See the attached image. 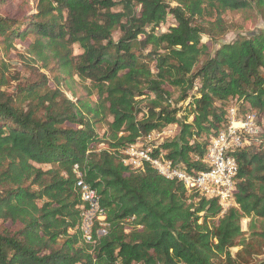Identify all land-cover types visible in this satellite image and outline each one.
<instances>
[{
    "label": "trees",
    "instance_id": "1",
    "mask_svg": "<svg viewBox=\"0 0 264 264\" xmlns=\"http://www.w3.org/2000/svg\"><path fill=\"white\" fill-rule=\"evenodd\" d=\"M32 2L22 19L0 13V264H240L259 254L264 130L234 152L238 207L222 215L216 199L187 194L179 180L149 165L128 168L120 150L177 124L166 156L200 169L230 100L264 122V29L210 44L227 30L223 14L264 8V0ZM168 16L174 22L160 32ZM29 36L21 58L31 74L6 92L4 57ZM74 165L109 223L101 236L94 226L93 243L80 231Z\"/></svg>",
    "mask_w": 264,
    "mask_h": 264
},
{
    "label": "built area",
    "instance_id": "2",
    "mask_svg": "<svg viewBox=\"0 0 264 264\" xmlns=\"http://www.w3.org/2000/svg\"><path fill=\"white\" fill-rule=\"evenodd\" d=\"M178 130L177 124H170L139 136L135 142L120 150L122 163L132 170H143L149 165L161 176L179 180L187 194L198 193L205 198L216 199L220 215L231 207H238L235 199L238 163L234 152L258 139L264 130L263 119L255 111L241 114L237 102L230 100L226 106V125L210 136L202 159L204 167L200 169L166 156L162 145L175 137ZM73 172L76 177L75 187L82 201L80 231L85 242L93 243L94 226H98L96 232L99 236L107 233L109 223L106 212L100 205L97 190L85 181L77 165H74Z\"/></svg>",
    "mask_w": 264,
    "mask_h": 264
},
{
    "label": "rangeland",
    "instance_id": "3",
    "mask_svg": "<svg viewBox=\"0 0 264 264\" xmlns=\"http://www.w3.org/2000/svg\"><path fill=\"white\" fill-rule=\"evenodd\" d=\"M30 1V3H28ZM7 4L4 8L0 9L1 14H8L14 16L17 19H22L26 13H29L31 10H34V3L32 0H6ZM225 24L227 26L226 32L217 38L216 40L210 41V44L213 48H217L223 43L231 42L238 35L248 36L253 33H256L260 29H264V8H259V5H256L252 10L244 11H228L223 14ZM173 19L168 16V19L165 25L159 27V31L163 32L167 30V27L172 24ZM119 32L114 33V38L117 39ZM33 40L32 36L27 37L25 41L17 40L15 41L13 50L4 57V60L10 63L8 70L4 73L5 78L7 79L5 84L2 86L3 90L6 92H13L16 87V83H23L31 74L30 70L25 64H23V59L21 56L24 54V48ZM207 41L205 37L203 39ZM81 50L77 45L74 46V53H79ZM3 52V51H2ZM1 52V53H2ZM1 73V70H0ZM56 72L47 73V76L50 77L49 85L54 88L56 87L54 80L52 79ZM1 75V74H0ZM17 78L16 80L14 78ZM76 91L78 95H84L86 93L84 85L78 80L77 77H74ZM66 95L69 98H72L71 94L66 91ZM176 96V95H175ZM174 96V97H175ZM104 128H99V134H102ZM99 148H104V145H99ZM10 224H6L9 226ZM249 218H243L241 221V227L243 232L248 229ZM246 235L248 231L245 232ZM242 249V246H235L230 249L232 256H236V253ZM245 262L240 264H264V247L261 252L257 255H252L245 259Z\"/></svg>",
    "mask_w": 264,
    "mask_h": 264
}]
</instances>
